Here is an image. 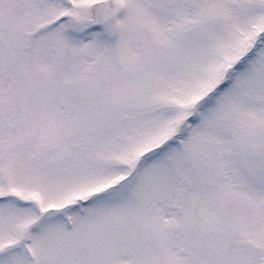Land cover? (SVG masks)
I'll return each mask as SVG.
<instances>
[{
    "label": "snow or ice",
    "instance_id": "6c2138e0",
    "mask_svg": "<svg viewBox=\"0 0 264 264\" xmlns=\"http://www.w3.org/2000/svg\"><path fill=\"white\" fill-rule=\"evenodd\" d=\"M0 264H264V0H0Z\"/></svg>",
    "mask_w": 264,
    "mask_h": 264
}]
</instances>
